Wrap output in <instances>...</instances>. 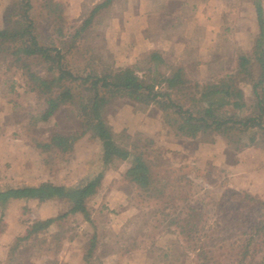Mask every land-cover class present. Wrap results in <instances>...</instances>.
<instances>
[{
    "label": "trees",
    "instance_id": "trees-1",
    "mask_svg": "<svg viewBox=\"0 0 264 264\" xmlns=\"http://www.w3.org/2000/svg\"><path fill=\"white\" fill-rule=\"evenodd\" d=\"M39 1L46 10V19L60 23L59 26L54 24L53 28L56 40L47 34L41 37L37 32L31 15L32 0H8L0 29V54L8 53L12 57L13 65L25 77L26 90L34 94L38 108L29 114L26 125L34 128L47 122L61 106H71L80 122L81 133L54 131L46 140L34 141L35 147L46 155L57 154L62 159L60 162L65 164L69 162L79 136L88 133L100 144L102 166L93 177L77 186L47 181L0 187V207L10 199L63 200L67 206L65 212L55 218L32 223L24 235L16 238L10 251H15L28 240L35 241L37 247L46 244L47 239L41 234L50 224L79 212L91 230L83 250L84 261L89 264L99 233L95 221L90 218L87 201L101 187L104 171L128 162L124 176L139 192L138 196L143 191L152 193L154 187L151 163L141 150L142 146L125 142L121 133L113 132L106 124L103 113L110 102L125 97L145 106L153 105L160 111L163 124L175 137L208 141L213 136H221L228 145H234L228 150L230 153L252 145L264 146V10L260 0H251L259 26L251 50L239 48L231 71L216 79L200 82L190 78L183 65L168 62L158 51L147 52L143 66L116 67L113 60H104L103 55H98L93 48H83L84 34L93 27L105 26L113 0H105L93 8L84 4L77 19L70 17L66 0ZM69 57L81 59V64L71 68ZM35 63L40 65L41 71L32 68ZM101 63L104 64L102 67ZM242 84L249 86V102L245 99ZM157 191L165 195V192ZM218 203L217 207L211 203L203 206H207L208 211L214 208V213L221 212L222 218L229 213L236 214L230 218L235 221L232 226L220 224L218 230H211L220 232L224 228L225 233L232 231V235L239 232L238 242L230 244L234 251L239 247L231 264H244L248 258L257 257V264H264V200L247 191L227 187ZM165 206H162V211L156 208V217L161 215L162 221L176 225L179 240L186 244H178V252L157 247L148 250L155 251L160 259H178L181 255L195 252L198 264H213L212 246H203L209 237V229L204 228L206 220L188 223L180 212L169 219L163 212ZM219 239L224 241L223 237ZM214 244L222 245L221 242Z\"/></svg>",
    "mask_w": 264,
    "mask_h": 264
},
{
    "label": "crops",
    "instance_id": "crops-1",
    "mask_svg": "<svg viewBox=\"0 0 264 264\" xmlns=\"http://www.w3.org/2000/svg\"><path fill=\"white\" fill-rule=\"evenodd\" d=\"M66 1L70 17L77 19L84 4L93 8L105 0ZM236 4H239L238 25L241 28L238 39H242L240 46L247 48L250 40L259 33L256 9L251 0H113L111 14L106 19L105 26L90 29L86 40L93 42L100 52L112 55L117 66L140 65L147 52L158 51L164 59L171 55L178 57L181 61H170L183 64L185 71L195 77L199 74L204 79L210 77V65L221 57V41L226 39V34L231 29V25L226 22V14ZM260 4L264 10V0H260ZM4 7L5 3L0 2V29L3 27ZM6 79L0 67L1 187L34 185L47 181L68 186L59 179H45L44 173L48 171L49 159L44 158V153L27 136L20 134L21 129L26 128L27 122H24L23 116V121L16 116L19 106L20 109H25L32 104V93L25 91L20 76L14 74L9 81ZM58 111L50 119L55 118ZM55 121L52 124L58 126L59 122L57 119ZM19 123L22 124L20 128ZM123 125L124 123L121 126ZM78 130L59 131L72 134ZM159 131L161 133L162 130L156 127V132ZM83 140L87 138L83 136L78 142ZM169 140L173 144L175 139ZM201 142L188 138L178 140L176 145H179L178 150L185 158L192 159L203 155L215 158L214 169L226 172L232 183L228 181L229 185L225 184L223 187L245 190L264 200V146L246 147L233 154L231 160H227L226 143L219 136L214 140ZM188 143L194 145L193 149L190 150L186 145ZM77 145L78 143L75 149ZM124 168L121 164L118 168L106 169L101 187L87 201L90 218L95 221L97 233L100 228L96 218L92 216L93 209L97 217L100 216L103 220V238L98 235L89 264H191V258L186 255L188 253L178 259H160L155 251L148 250L150 247H157L173 252L175 246L183 244L182 241L177 243L176 236L171 235L175 234L172 233L175 227L166 230V234L148 245L137 240H126L107 247V239L114 238L124 222L134 213L132 206L128 204L129 196L120 188H115V180L108 179L120 175ZM5 177L9 178L10 184L4 182ZM91 201L93 209L90 207ZM66 210V203L57 198L45 201L10 199L0 207V264H86L83 250L88 237H82L85 233L81 232L80 226L90 233L91 230L79 212L69 214L65 219H56L50 224L41 234L46 237V244L37 247L35 241L28 240L22 242L15 251H10L16 238L24 235L32 223L55 218ZM168 235L172 239L167 241L164 238Z\"/></svg>",
    "mask_w": 264,
    "mask_h": 264
},
{
    "label": "rangeland",
    "instance_id": "rangeland-1",
    "mask_svg": "<svg viewBox=\"0 0 264 264\" xmlns=\"http://www.w3.org/2000/svg\"><path fill=\"white\" fill-rule=\"evenodd\" d=\"M0 2H4L5 7L8 4V0H0ZM32 4L33 8L31 9V15L36 22L37 32H40L41 37L47 34L51 35V37L56 40L53 28L54 24L59 26L60 23L57 24L54 20L51 21L50 19H46V10L41 7L39 0H32ZM238 6L239 4H236L234 8H232V10L226 14V22L231 25V29L227 32L226 39L221 41V57L210 65V77L207 76L203 79V77L200 78L201 75L199 74L195 77L186 71L190 78H194L200 82L216 79L234 68L236 62L235 59L237 57L239 48L246 51L251 50L253 40L257 34L250 40L249 46L247 48L240 46V41L242 39H238V37L240 38L241 32V28L238 25V17L240 18ZM89 31L90 29L84 34L82 47H88L90 49L93 48L95 52L98 53V55H103L104 60H113L115 65L112 55L100 52L93 42H88L86 40V34ZM245 45L246 44H244V46ZM144 59L145 56L142 58L141 64L139 66H143ZM68 60L69 63H71V68L77 67L78 64H81V59L78 60L69 57ZM170 60L174 62L181 61L178 59V57L173 55L167 58L168 62H171ZM32 62L34 61L32 60ZM103 65L104 64L101 63L100 67ZM115 66L123 67L117 65ZM0 67L7 78L6 81H9L11 76L16 74L20 76L21 82L25 83L24 75L16 66L13 65L12 57L8 53L0 54ZM224 67H226L225 70ZM32 68L36 71H41L40 65L36 63L33 64ZM218 70H221V72H218ZM241 86L243 87L245 93V99L247 102H249L251 99L249 86L248 84H242ZM25 91H27L26 88ZM32 96V104L26 106L25 109H20L19 106L18 114L16 115L20 121H23V119H21L23 116L25 123L28 120L29 114L32 113L34 109H38L35 106V97L33 93ZM60 108V110L58 109L59 111L57 110L58 113L55 115V118H49L50 120L47 123H39L34 128L26 125V128L21 129L20 134L24 135V137L27 136L33 144L36 140H46L52 132L59 131L60 129L65 131L79 129L76 133L72 134H80V122L77 120L78 117L76 116V113L72 107L69 105H63ZM123 114H125V116ZM160 114V111L157 110V108L153 105L145 106L142 105V103L131 101L125 97H119L113 102H110L104 109L103 118L108 127L110 125L109 128H111L113 132L121 133L125 142H135L139 144V146H142L141 150L145 152L148 160L151 163V170L153 173L152 178L154 179L152 193H149V191H143L142 195L138 196L139 192L134 190V186L128 181V178L124 176L128 162H123L115 166V168H118L122 164L125 168L120 172V175L117 174L116 177L108 179L115 180V188H120L126 193L127 196H129L128 204L132 206L134 213L130 218H128V220L124 222L119 233L114 238L107 239V247L111 245L115 246L117 242L126 240L133 242H136L137 240L138 242H144V244L148 245L150 242H154L157 238L166 234V230H169L171 227H176L174 224H169L168 221H162L161 215H157L156 217V208L161 210V208H163L162 206L166 204L163 212L168 214L167 218L169 219L180 212V214L184 215V217L188 220L186 221L188 223L197 222V220H206L204 228L209 229V237L206 241H204L203 246H212L213 248V257H211V263L231 264L236 258L233 256L236 255V251L239 249V247H236L234 251L230 244L236 240V242H238L237 235L240 234L238 232V234L232 235V231H229L230 233H225V229L223 227L222 230H219L220 232L216 230H218V226L220 224L224 226H232L231 224L235 221H231L230 218L236 214L233 213V215H230L229 213L226 218H222L223 215L221 212L214 213V208H212L211 211H208L207 206H203L204 203H211L216 207L219 205L218 198L221 194H223L224 188H226L223 186L225 184L229 185L228 181L231 183L230 177L226 174V172L214 169L213 163L215 158L211 156L203 155V157L188 159L185 158L184 155H181L178 150L179 145H176V142L178 140H188V138L175 137L172 132L167 129L165 124H163ZM126 118L130 119L127 120ZM56 119L57 122H59L58 126L56 124H52V121L56 123ZM122 123H124L123 127L121 126ZM21 125L22 124L19 123V128ZM156 127H159L162 130L161 133L160 131L159 133L156 132ZM83 136H85L87 140L78 142ZM215 137L216 136H213L211 140H214ZM219 137L222 139L223 143H226V152L228 153L227 160H231L233 154L235 153L232 151L230 153L228 150H230L234 145H228L225 138L221 136ZM169 138H172V140L175 139L173 144L170 143ZM198 141L201 142L207 140ZM76 143H78L77 149H75ZM182 144L184 143L182 142ZM186 145L190 147V150L194 147V145H190V143ZM204 152L207 153L206 151ZM45 157H48L49 159L48 171L47 173H44L45 179H53L54 181L59 179L68 186H77L78 184L83 183V181H87L89 176L93 175L98 170H101L102 166L100 159V144L96 140L92 139L88 133L79 136V139L74 144V151L70 155V160L68 163H61V158L57 157V154L55 153H48L47 155L44 154V158ZM3 179L5 183H11L8 182L9 178L5 177ZM4 182H2L3 185ZM166 184L167 186L163 187ZM157 190L165 192V195H162ZM101 203L102 201L100 204ZM91 204L92 201L90 202V207L93 209ZM98 207L99 206H97V208ZM151 208H153V211H149ZM200 213H202L203 216ZM92 216L94 219L96 218V223L98 222V226L100 228L99 237L103 238V220L100 218V216L97 217L95 209H93ZM204 217H207V219ZM213 228H216V230L211 231ZM80 229L82 230L81 232L85 233L82 234V237L85 239V237L89 235L90 231H87L86 228L84 229L81 226ZM237 229L240 228L238 227ZM175 230L176 229L172 230V233L174 232L175 234L171 235L176 236V242L178 243V241L180 242L179 235L175 232ZM221 237L224 238V241L219 239ZM164 239H167L168 241L169 239H172V237L168 235V237ZM202 241L203 240H201V242ZM214 242L216 244L221 242L222 245L217 246L214 244ZM183 244H186V242ZM179 250L180 247L178 245L174 247V251L178 252ZM195 254V252H189L186 254L189 258H191V264H198ZM258 262V257L254 259L248 258L244 264H257Z\"/></svg>",
    "mask_w": 264,
    "mask_h": 264
}]
</instances>
